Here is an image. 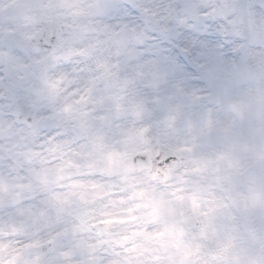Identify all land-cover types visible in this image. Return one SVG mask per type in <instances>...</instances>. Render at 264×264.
I'll use <instances>...</instances> for the list:
<instances>
[{
  "label": "clouds",
  "instance_id": "obj_1",
  "mask_svg": "<svg viewBox=\"0 0 264 264\" xmlns=\"http://www.w3.org/2000/svg\"><path fill=\"white\" fill-rule=\"evenodd\" d=\"M0 264H264V0H0Z\"/></svg>",
  "mask_w": 264,
  "mask_h": 264
}]
</instances>
